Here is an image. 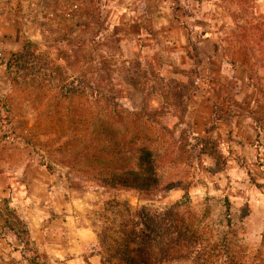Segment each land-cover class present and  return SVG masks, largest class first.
Masks as SVG:
<instances>
[{
	"label": "rangeland",
	"instance_id": "1",
	"mask_svg": "<svg viewBox=\"0 0 264 264\" xmlns=\"http://www.w3.org/2000/svg\"><path fill=\"white\" fill-rule=\"evenodd\" d=\"M232 16L248 60L230 72L224 99L215 94V118L237 112L252 124L229 127L189 111L193 78L186 88L176 81V99L152 63H127L95 0H0V227L14 216L9 196L57 180L107 258L135 211L175 208L202 237L163 264H264V15L256 26ZM148 133L161 142L152 175L123 152H99L114 142L137 149ZM10 246L0 241V264H58Z\"/></svg>",
	"mask_w": 264,
	"mask_h": 264
},
{
	"label": "crops",
	"instance_id": "2",
	"mask_svg": "<svg viewBox=\"0 0 264 264\" xmlns=\"http://www.w3.org/2000/svg\"><path fill=\"white\" fill-rule=\"evenodd\" d=\"M95 3L127 63L150 62L161 79L175 80L182 86L194 79L189 111L207 118L211 124L229 127L238 122L245 126L252 124L250 116L237 112L229 121L215 118V110L222 105L215 94L221 93L220 100L224 99L229 91L225 84L231 78L230 72L241 74L248 60L240 39L241 18L236 21L233 13L249 14L250 21L253 16L256 26L264 15V0H255L249 6L241 0H95ZM238 105L234 104V110ZM30 186L37 194L25 188L16 194L17 198L8 197L14 216L5 227H0V241L11 242L10 247L18 249L25 245L33 247L38 254L58 264H102L97 235L80 222L71 197L66 195L64 182L39 180ZM21 237H27L29 244ZM92 241L93 255H90Z\"/></svg>",
	"mask_w": 264,
	"mask_h": 264
},
{
	"label": "trees",
	"instance_id": "3",
	"mask_svg": "<svg viewBox=\"0 0 264 264\" xmlns=\"http://www.w3.org/2000/svg\"><path fill=\"white\" fill-rule=\"evenodd\" d=\"M159 80L161 84L165 83L169 88L170 96L176 99L181 98L183 94L177 92L178 83L175 80L165 81L160 77ZM182 87L186 88V86ZM74 93L75 91H71L68 95ZM106 127L104 124L99 127L100 136L104 134L108 136L109 132ZM159 139L158 136L148 133L144 136L142 146L137 149H134L132 144L114 142L112 147H100L99 152L106 153L111 157L123 152V155L128 156L129 164L136 163L139 167L146 165L152 175L158 168L156 161L161 154ZM158 145L160 146L158 147ZM124 167H126L125 163H123ZM135 216L138 219L136 223L133 221L132 226L128 228V222H126V226H124L126 231L121 237L122 243L119 244L115 255L110 257L113 261L115 260L113 264H163V262L177 259L178 256L175 252L177 248L186 249L191 243L202 237L192 229L185 217L175 208L157 213H150L141 208L135 211ZM103 241L106 242V239ZM99 254L102 264H112L110 258L105 257L102 252ZM132 254L137 257H133Z\"/></svg>",
	"mask_w": 264,
	"mask_h": 264
}]
</instances>
